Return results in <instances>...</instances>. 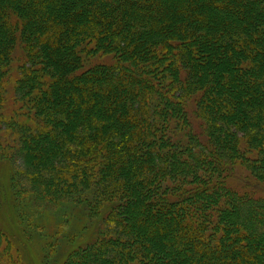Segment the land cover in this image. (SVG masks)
Listing matches in <instances>:
<instances>
[{"label":"trees","instance_id":"trees-1","mask_svg":"<svg viewBox=\"0 0 264 264\" xmlns=\"http://www.w3.org/2000/svg\"><path fill=\"white\" fill-rule=\"evenodd\" d=\"M235 164L264 181V0H0V169L97 222L62 264H264Z\"/></svg>","mask_w":264,"mask_h":264},{"label":"rangeland","instance_id":"rangeland-1","mask_svg":"<svg viewBox=\"0 0 264 264\" xmlns=\"http://www.w3.org/2000/svg\"><path fill=\"white\" fill-rule=\"evenodd\" d=\"M21 63L17 58L10 68L6 87L10 99L5 106L9 111L12 109L11 89L13 81L20 76ZM251 173L244 165L235 164L221 184L238 196L264 199V181L260 182ZM9 175L11 170L1 167L0 226L5 227L4 239L10 244V259L1 264H62L71 248L96 238L97 222L88 217L84 204L64 201L50 208L34 203L31 198L16 202L9 188Z\"/></svg>","mask_w":264,"mask_h":264}]
</instances>
